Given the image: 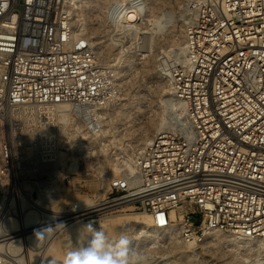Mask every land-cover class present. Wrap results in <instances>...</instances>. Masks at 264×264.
<instances>
[{
    "label": "built area",
    "instance_id": "built-area-1",
    "mask_svg": "<svg viewBox=\"0 0 264 264\" xmlns=\"http://www.w3.org/2000/svg\"><path fill=\"white\" fill-rule=\"evenodd\" d=\"M132 1L136 22L126 23L125 0H114L108 28L145 25L144 1ZM68 2L0 0V177L13 189L15 178L29 179L31 198L50 191V203L75 188L80 167L68 151L80 127L101 132L103 111L122 101L119 73L75 30ZM187 12L184 58L170 72L184 117L137 152L133 173L111 180V203H128L157 229L173 226L191 246L211 232L264 240V0H192ZM80 210L73 203L62 221ZM23 259L0 253V264Z\"/></svg>",
    "mask_w": 264,
    "mask_h": 264
},
{
    "label": "rangeland",
    "instance_id": "rangeland-1",
    "mask_svg": "<svg viewBox=\"0 0 264 264\" xmlns=\"http://www.w3.org/2000/svg\"><path fill=\"white\" fill-rule=\"evenodd\" d=\"M113 1H96L92 8L85 14L82 13L80 19L83 23L81 28L90 36H95L88 29L90 23H95L99 29L96 36L105 42L102 64L112 66L119 73L122 101L119 106L114 105L103 111L101 121L104 125L101 132L89 136L84 127H80L76 147L68 151L70 155L76 157L80 167L79 174L74 176L75 188L64 191L63 195L60 194L66 211L75 202L81 204V209L82 204L91 201L96 203L95 205L107 203L110 205L112 201L110 182L123 170H129L127 166L145 144L142 140L145 132L154 130L150 135L151 139L157 134L155 127L165 121L167 126L165 129H169L174 116L179 118L177 108L169 101L171 95L169 77L173 68L180 63L178 48L179 45L183 47L188 20L187 6L192 0H146L150 18L159 17V27L152 38L150 36V42L143 40L144 35L140 34L139 40L131 37L132 41L126 40L123 46L116 45L110 40L114 33H120L118 31L111 33L109 32L111 29L106 26L105 14ZM120 52L124 57L116 61ZM13 145L14 149L21 153L23 148L21 143ZM33 155L34 151H31L30 156ZM21 162L22 159L16 155L13 159L14 169L22 167ZM114 169L119 171L117 176L112 175L116 173ZM22 182L29 184V179L24 178ZM8 183L9 181L5 182L0 177V226L5 225L4 222L9 218L17 219L18 207L22 209V205H27L28 202L38 203L41 200L49 202L48 198L52 195L50 191L42 192L43 196L37 199L34 195L32 199V191H15ZM123 215L139 217L146 230L153 229L151 222L147 224L142 219L145 216L133 212L130 206L102 209L84 216L83 219L86 223L103 230L110 243H114L125 233L122 229L114 232L107 230L103 224ZM142 226L133 225L127 233L130 240L129 249L140 256L138 264H264V240H242L215 232L216 236L189 246L182 241L179 232L173 229L170 232L161 231L159 234L161 240L153 242L138 234ZM18 235L21 239L24 237L22 233ZM68 239H70L68 236H57L46 250V254L34 256V264H41L43 259H46L43 264H68L69 253L84 243L82 240L75 239V242H71L73 240ZM22 247L31 250L23 244ZM17 256L19 259L24 258L22 253ZM28 258L30 263V255Z\"/></svg>",
    "mask_w": 264,
    "mask_h": 264
},
{
    "label": "bare ground",
    "instance_id": "bare-ground-1",
    "mask_svg": "<svg viewBox=\"0 0 264 264\" xmlns=\"http://www.w3.org/2000/svg\"><path fill=\"white\" fill-rule=\"evenodd\" d=\"M98 0H69V12L72 18L73 25L75 26V30L80 33L81 35L86 36L89 40L92 41L96 48V53L97 56L100 58L103 56V48H104V41L101 40V38L97 37V32L98 28L95 26V23H90L88 25V29L90 30L91 34L95 36H90L88 32H85L84 29L81 28V25H83L82 20L80 17H82V13H86L90 8L93 7L94 3ZM145 3V25L140 28L139 30L136 29L131 32H126L125 30L122 31L120 26L115 25L113 28H110L111 30L109 32H116L118 31L120 34L123 33H131V37L134 40H139V35L142 34L144 35V39L146 42L150 39V36L155 34L157 28L159 27L158 22H159V17H155L151 19V15L148 14L149 11H147V2L146 0H143ZM125 3L127 5V10H126V15L124 16V21L128 24L135 23L137 20V15L133 10V1L132 0H125ZM170 15V14H169ZM149 23V24H148ZM122 31V32H121ZM120 35L117 33H114V35ZM113 36V35H112ZM145 42V43H146ZM150 42V40H149ZM144 43V42H143ZM148 44V43H147ZM147 46V45H146ZM141 49V48H140ZM178 55H179V62L183 61L184 58V49L182 46L179 45L178 48ZM144 50V49H143ZM145 53V52H144ZM143 53V54H144ZM169 81H171V77H169ZM171 88V87H170ZM170 95V94H169ZM169 101H171L175 107L177 108L176 113H178L179 118L182 119L185 114V109L182 103L176 100L174 95L172 94L169 96ZM155 127V126H154ZM166 124L165 121L162 122L159 126L155 127L156 132H161L165 129ZM153 127H151L152 129ZM154 130H147L144 135V139H142L145 144L143 147H145L150 140V135ZM154 137V136H153ZM143 149V148H141ZM128 171L130 173H133L135 171V167L132 163L127 166ZM116 173L112 175H116L119 173L117 169H114ZM17 179L15 178L16 182V188L15 191H20V190H30L34 191L37 189V185L34 183L32 184H25V185H20L16 181ZM53 193V192H52ZM83 201V200H80ZM83 203V202H82ZM96 204V203H95ZM93 201L87 202L86 204H82L83 209L79 211V215L76 216L72 221L69 223H64L62 214H65L67 211L64 210V206L62 203V198L59 197L54 200L53 202H47L46 200H41L38 203H32L28 202V204L22 205V209L18 207L17 209V219L9 218L5 225L0 226V253H10L13 256H17L18 254L22 253L24 254V261H26V264H34V256H37L39 254L44 255L46 254V250H48L49 246L52 244L54 239L57 236H68L70 239L68 240H73L71 242H75L74 240L76 239L77 241H84V235L85 233L81 230L84 225H87L89 223L85 222L84 216L90 215L92 213H95L97 211H101L102 209H107L111 207H118V206H128V203H109L110 205L103 204V205H95ZM99 209V210H96ZM27 211V213L25 212ZM127 215V214H126ZM124 216L118 219H114L112 222H105L103 226L107 227V230H110L112 232L122 229V231L127 234L128 231H130L133 227V225L137 226L138 224L142 226V222H140V218L136 216ZM134 215V214H133ZM147 224H150V219L144 217L142 218ZM153 226V225H152ZM106 229V228H105ZM175 229L173 226L169 229L161 230L153 227V229L146 230L145 226L140 227V233L142 237H145L146 239H149L151 241H159L161 240L160 237V232H170L171 230ZM19 233H22L24 237L21 239ZM215 232L209 233L205 240L212 238L215 235ZM19 239H16V238ZM83 243V242H82ZM28 246L31 250H25L23 247L21 248V245ZM78 244V243H77ZM191 246V245H189ZM54 247V246H53ZM6 248V249H2ZM14 248V250H13ZM12 250V251H10ZM31 251V252H30ZM50 253V251H49ZM51 254V253H50ZM28 255L31 257V262L28 263ZM46 258V257H45ZM22 259V258H21ZM46 259H43V262H45ZM43 262L41 264H43ZM52 264V263H51Z\"/></svg>",
    "mask_w": 264,
    "mask_h": 264
},
{
    "label": "clouds",
    "instance_id": "clouds-1",
    "mask_svg": "<svg viewBox=\"0 0 264 264\" xmlns=\"http://www.w3.org/2000/svg\"><path fill=\"white\" fill-rule=\"evenodd\" d=\"M186 139L194 140L195 133ZM81 230L85 233L84 243L69 253L68 264H138L140 256L129 249L127 234L110 243L105 232L92 224Z\"/></svg>",
    "mask_w": 264,
    "mask_h": 264
}]
</instances>
